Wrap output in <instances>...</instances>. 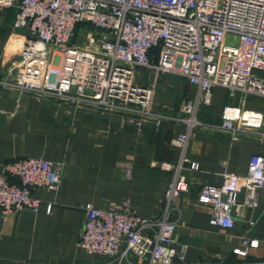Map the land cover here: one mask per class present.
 <instances>
[{"label":"built area","instance_id":"1","mask_svg":"<svg viewBox=\"0 0 264 264\" xmlns=\"http://www.w3.org/2000/svg\"><path fill=\"white\" fill-rule=\"evenodd\" d=\"M16 9L13 31H28L23 50L12 63L0 87L88 106L127 116L139 130L166 120L185 125L172 140L180 151L175 179L162 202V214L153 219L136 215L129 202L108 208L85 204V224L79 248L108 259L102 264H179L175 248L177 222L173 203L189 189L185 165L187 150L199 128L240 136L264 137L263 114L227 106L220 126L198 119L199 110L212 103L213 89L264 97V0H0L1 13ZM84 28V38L78 36ZM231 41L232 44H229ZM157 59V61H155ZM140 70L157 79L172 73L196 89L193 99L172 119L153 109L154 87L140 84ZM197 170V164H191ZM130 177L131 172L126 174ZM61 166L41 158L9 162L0 172V210L6 221L22 210L39 212L42 200L35 191H57ZM243 193V201L238 196ZM264 194V157L251 158L246 176L226 174L221 186H205L198 198L210 209L211 225L231 230L235 212L255 209ZM52 205L47 207L51 213ZM258 243L242 239L234 254L247 257Z\"/></svg>","mask_w":264,"mask_h":264},{"label":"crops","instance_id":"2","mask_svg":"<svg viewBox=\"0 0 264 264\" xmlns=\"http://www.w3.org/2000/svg\"><path fill=\"white\" fill-rule=\"evenodd\" d=\"M14 22L12 12L1 13L0 80L6 78L29 35L28 31L14 32ZM254 74L264 78V72ZM138 80L154 87V111L172 119L179 118L182 104L196 95V89L177 74L164 73L156 79L151 72L140 70ZM227 106L260 112L264 117V97L243 100L241 94L231 96L228 89L217 86L211 105L199 110L198 119L220 126ZM185 130L183 123L174 120H166L160 127L145 122L139 130L123 114L0 87V172L9 162L41 158L60 165L62 173L57 191H35L42 200L39 212L22 210L4 221L0 210V264L107 262L106 257L79 248L86 218L81 206L108 208L128 201L136 215L159 217L175 179V171L162 166L179 163L180 151L171 142ZM260 131L264 134V124ZM255 155L264 157V137L234 138L221 129L194 132L187 150L191 163L183 171L189 189L173 203L175 248L179 252L184 248L177 263L264 264V194L257 208L235 212L231 230L212 226L209 207L198 201L205 186H221L226 174L246 176ZM192 163L199 168L192 170ZM243 198L241 193L238 199L242 202ZM242 239L258 243L247 257L234 254Z\"/></svg>","mask_w":264,"mask_h":264},{"label":"rangeland","instance_id":"3","mask_svg":"<svg viewBox=\"0 0 264 264\" xmlns=\"http://www.w3.org/2000/svg\"><path fill=\"white\" fill-rule=\"evenodd\" d=\"M78 36L84 38V36H85L84 28H80V30L78 32ZM228 43L232 44L231 41H228Z\"/></svg>","mask_w":264,"mask_h":264},{"label":"trees","instance_id":"4","mask_svg":"<svg viewBox=\"0 0 264 264\" xmlns=\"http://www.w3.org/2000/svg\"><path fill=\"white\" fill-rule=\"evenodd\" d=\"M5 12H12L13 15H14V18L16 19V13H17L16 9H14V8H12V9H8V10L5 11ZM13 25H14V24H13Z\"/></svg>","mask_w":264,"mask_h":264}]
</instances>
